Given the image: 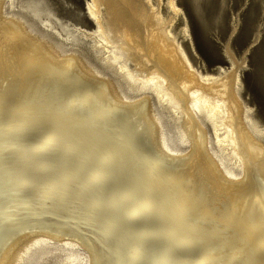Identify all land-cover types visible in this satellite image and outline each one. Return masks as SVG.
Here are the masks:
<instances>
[{
	"label": "bare ground",
	"instance_id": "1",
	"mask_svg": "<svg viewBox=\"0 0 264 264\" xmlns=\"http://www.w3.org/2000/svg\"><path fill=\"white\" fill-rule=\"evenodd\" d=\"M15 1L0 0V264H264V129L234 66L192 65L176 0H88L95 29L72 32L94 55Z\"/></svg>",
	"mask_w": 264,
	"mask_h": 264
},
{
	"label": "rangeland",
	"instance_id": "2",
	"mask_svg": "<svg viewBox=\"0 0 264 264\" xmlns=\"http://www.w3.org/2000/svg\"><path fill=\"white\" fill-rule=\"evenodd\" d=\"M16 1V7L8 9L7 6V11L14 9L30 19L26 11L37 10L38 19L30 20L35 30L43 31L60 45L78 46L62 45L65 51L94 55L90 38L72 32L75 26L89 31L95 29L93 19L86 13L88 0ZM176 3L184 11L177 23L187 24L189 28L188 35L180 34V41L192 65L202 74L214 75L234 66L239 74L241 99L264 129V0H176ZM45 24L47 30H44ZM95 63L99 67L100 63ZM168 127L171 128L170 124ZM55 255L49 256L47 264L55 263Z\"/></svg>",
	"mask_w": 264,
	"mask_h": 264
}]
</instances>
